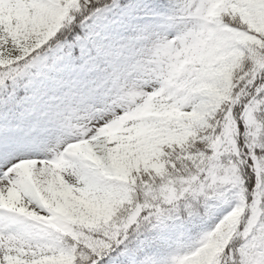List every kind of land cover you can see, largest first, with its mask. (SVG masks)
Listing matches in <instances>:
<instances>
[{"label":"snow or ice","instance_id":"snow-or-ice-1","mask_svg":"<svg viewBox=\"0 0 264 264\" xmlns=\"http://www.w3.org/2000/svg\"><path fill=\"white\" fill-rule=\"evenodd\" d=\"M0 264H264V0H0Z\"/></svg>","mask_w":264,"mask_h":264}]
</instances>
